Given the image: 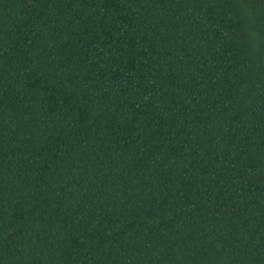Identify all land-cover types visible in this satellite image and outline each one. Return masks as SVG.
<instances>
[{
  "label": "trees",
  "instance_id": "trees-1",
  "mask_svg": "<svg viewBox=\"0 0 264 264\" xmlns=\"http://www.w3.org/2000/svg\"><path fill=\"white\" fill-rule=\"evenodd\" d=\"M0 264H264V0H0Z\"/></svg>",
  "mask_w": 264,
  "mask_h": 264
}]
</instances>
